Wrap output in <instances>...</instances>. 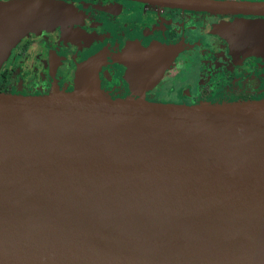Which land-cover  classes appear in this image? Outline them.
I'll return each mask as SVG.
<instances>
[{
    "label": "water",
    "instance_id": "95a60500",
    "mask_svg": "<svg viewBox=\"0 0 264 264\" xmlns=\"http://www.w3.org/2000/svg\"><path fill=\"white\" fill-rule=\"evenodd\" d=\"M148 1L264 14L261 2ZM74 17L65 0L0 1V64ZM218 28L264 56V19ZM177 49L138 50L136 80L150 86ZM83 83L0 92V264H264V99H116Z\"/></svg>",
    "mask_w": 264,
    "mask_h": 264
},
{
    "label": "flooded vegetation",
    "instance_id": "af4514ba",
    "mask_svg": "<svg viewBox=\"0 0 264 264\" xmlns=\"http://www.w3.org/2000/svg\"><path fill=\"white\" fill-rule=\"evenodd\" d=\"M65 1L73 6L74 21L33 31L15 44L0 64V92L75 94L88 79L111 98H118L112 93L135 99L158 94L148 101L189 105L264 99V56L243 54L218 31L222 24L264 19V14L214 12L148 0ZM154 44L178 49L149 86L134 77L140 71L134 59L138 50ZM92 59L95 64L83 69ZM85 71L87 77L81 78ZM170 71L175 73L167 88Z\"/></svg>",
    "mask_w": 264,
    "mask_h": 264
},
{
    "label": "rangeland",
    "instance_id": "374dc122",
    "mask_svg": "<svg viewBox=\"0 0 264 264\" xmlns=\"http://www.w3.org/2000/svg\"><path fill=\"white\" fill-rule=\"evenodd\" d=\"M228 41L230 42L231 47L233 48V43H232V41H231L229 38H228ZM174 73H175V72L170 71L169 74H168V77H167L166 80H165L167 88H170V87H171L170 82L172 81L171 78L174 77ZM176 73H177V72H176ZM101 90H102V89H101ZM102 92H103V90H102ZM104 93H105V92H104ZM112 95L118 96V98H116V99H135L134 97H131V96H125V94L112 93ZM158 96H159L158 94H155V95H154V94H152V95H148V94H147V95L142 96L141 99H144V100H151L152 98H153V99H156Z\"/></svg>",
    "mask_w": 264,
    "mask_h": 264
},
{
    "label": "trees",
    "instance_id": "16d2710c",
    "mask_svg": "<svg viewBox=\"0 0 264 264\" xmlns=\"http://www.w3.org/2000/svg\"><path fill=\"white\" fill-rule=\"evenodd\" d=\"M245 101H249V100H245ZM237 102V101H236ZM213 103H222V102H213Z\"/></svg>",
    "mask_w": 264,
    "mask_h": 264
}]
</instances>
